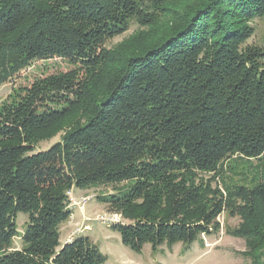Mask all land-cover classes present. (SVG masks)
<instances>
[{
  "label": "trees",
  "instance_id": "1",
  "mask_svg": "<svg viewBox=\"0 0 264 264\" xmlns=\"http://www.w3.org/2000/svg\"><path fill=\"white\" fill-rule=\"evenodd\" d=\"M256 17L264 0H0V85L56 57L82 71L0 105V264H102L59 226L71 189L121 182L99 200L128 221L112 226L128 248L189 245L225 210L264 264V51L242 46ZM238 160H256L246 183L227 175Z\"/></svg>",
  "mask_w": 264,
  "mask_h": 264
},
{
  "label": "rangeland",
  "instance_id": "2",
  "mask_svg": "<svg viewBox=\"0 0 264 264\" xmlns=\"http://www.w3.org/2000/svg\"><path fill=\"white\" fill-rule=\"evenodd\" d=\"M250 24L252 34L245 40L243 48L254 46L264 51V17H256ZM139 26L137 22L131 23L127 31L108 39L104 46L112 47L138 30ZM260 62L264 64V57ZM78 66L77 63L73 64L59 57L34 61L0 85V105L10 102L16 93L23 94L36 80L47 76L72 70L77 71L80 76L82 71L77 70ZM58 139L59 135H55L39 142L35 151L48 149ZM230 162L233 164L234 160ZM255 163L256 160H238L234 171H226L227 175H230L233 183H240L241 180L246 183L253 174L254 169H251V166ZM217 183L220 185L219 181ZM121 184L122 182L98 185L89 189H71L68 192L70 216L59 226V242L63 244L66 239L70 240L77 236L87 237L104 257L102 264H251L249 258L241 253L245 249L244 239L226 232V228L236 227L240 218L225 210L215 218L217 229H208L207 233H201L199 238L189 245L182 242L171 246L162 243L152 248L150 243H144L139 251L128 248L121 242L118 231L112 227L119 222L125 224L128 221L119 214L109 212L108 205L99 200L100 196L113 193ZM14 223L18 234H22L26 228L27 214L17 212ZM21 245L20 237H14L13 246L19 248Z\"/></svg>",
  "mask_w": 264,
  "mask_h": 264
},
{
  "label": "crops",
  "instance_id": "3",
  "mask_svg": "<svg viewBox=\"0 0 264 264\" xmlns=\"http://www.w3.org/2000/svg\"><path fill=\"white\" fill-rule=\"evenodd\" d=\"M67 241H69V240L66 239L64 242H67ZM64 242H63V243H64Z\"/></svg>",
  "mask_w": 264,
  "mask_h": 264
},
{
  "label": "built area",
  "instance_id": "4",
  "mask_svg": "<svg viewBox=\"0 0 264 264\" xmlns=\"http://www.w3.org/2000/svg\"><path fill=\"white\" fill-rule=\"evenodd\" d=\"M67 195H68V192H67Z\"/></svg>",
  "mask_w": 264,
  "mask_h": 264
}]
</instances>
